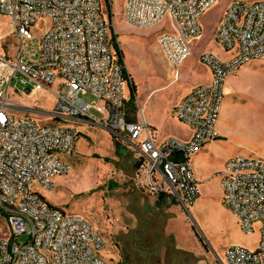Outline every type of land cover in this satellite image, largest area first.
Masks as SVG:
<instances>
[{
  "label": "built area",
  "instance_id": "built-area-1",
  "mask_svg": "<svg viewBox=\"0 0 264 264\" xmlns=\"http://www.w3.org/2000/svg\"><path fill=\"white\" fill-rule=\"evenodd\" d=\"M219 1L123 0L122 15L138 29L167 23L169 30L159 35L158 44L177 80L202 35V17ZM104 5V0H0V15L10 19L18 39L13 57L0 54V215L9 230L0 239V264H108L102 254L105 242L93 225L41 194L72 171L69 159L84 128H101L127 144L137 155L138 183L192 210L201 197L192 159L220 137L226 79L264 59V0H233L215 35L231 58L222 62L203 53L200 62L211 71V82L192 88L173 110L175 120L189 128V139L159 142L158 130L143 111L126 107L127 75L113 51L114 18ZM35 39L39 53L29 55L23 42ZM11 85L25 98L53 95L54 104L51 109L37 102L18 104L10 99ZM88 95L96 101H86ZM137 114L140 119H134ZM219 179L223 204L245 234L259 238L255 249L227 247L217 263L264 264V160L234 156Z\"/></svg>",
  "mask_w": 264,
  "mask_h": 264
},
{
  "label": "rangeland",
  "instance_id": "rangeland-1",
  "mask_svg": "<svg viewBox=\"0 0 264 264\" xmlns=\"http://www.w3.org/2000/svg\"><path fill=\"white\" fill-rule=\"evenodd\" d=\"M232 1L220 0L202 17V35L192 44L191 55L174 80L158 44L159 35L169 30L167 23L146 29L130 27L123 20V0H113L111 11L110 1L104 0L114 18L113 51L118 44L127 73L126 107L136 113L143 111L148 123L158 130L159 142L167 138L187 141L190 137L189 128L175 120L173 110L190 89L211 82V71L200 62L201 55L211 53L222 62L231 58L217 45L215 35ZM39 46V39L23 42L29 55L33 51L38 54ZM17 47L10 19L0 15V54L13 57ZM14 88L11 85L10 99L18 104L37 102L43 109L54 104L53 95L39 93L25 98ZM224 90L218 122L222 142L203 149L197 161L192 159L193 171L201 182V197L192 210L182 209L171 196L146 191L138 183L136 153L107 131L93 127L80 133L77 151L69 159L72 171L55 178L53 189L41 190V194L50 204L81 215L93 225L105 242L102 254L108 264H176L185 258L179 246L193 249L199 245L211 252L218 264L216 256L223 257L231 245L255 249L258 234H245L237 217L223 204L219 173L226 161L237 155L264 160V59L228 76ZM84 99L96 101L91 95ZM140 118L138 114L134 117ZM8 236L5 218L0 215V239ZM24 240L20 238V242Z\"/></svg>",
  "mask_w": 264,
  "mask_h": 264
},
{
  "label": "crops",
  "instance_id": "crops-1",
  "mask_svg": "<svg viewBox=\"0 0 264 264\" xmlns=\"http://www.w3.org/2000/svg\"><path fill=\"white\" fill-rule=\"evenodd\" d=\"M245 67V66H244ZM191 90V89H190ZM189 90V91H190ZM186 92L185 95L187 93ZM184 95V96H185ZM183 96V98H184ZM182 98V99H183ZM181 99V100H182ZM154 127V126H153ZM217 130H218V124H217ZM219 133V132H218ZM220 135V133H219ZM222 142L220 140V137L214 141V142H211V143H207L200 151L199 153L193 158L194 161H197L203 154H202V150L205 149L206 147H209V148H212L214 147L216 144ZM179 252H183L182 254H184L185 258H183V260L179 261L177 260L176 261V264H208L209 263H212V264H215V261L211 255V252H207L206 249H204L202 246L199 245V247H195L193 249H188L186 247H178L177 248ZM186 249V250H184ZM181 250V251H180Z\"/></svg>",
  "mask_w": 264,
  "mask_h": 264
},
{
  "label": "trees",
  "instance_id": "trees-1",
  "mask_svg": "<svg viewBox=\"0 0 264 264\" xmlns=\"http://www.w3.org/2000/svg\"><path fill=\"white\" fill-rule=\"evenodd\" d=\"M107 2H108V0H107ZM108 12H109V11H108ZM113 41H114V42L116 41L115 36H114V38H113ZM115 47H116V56H117L118 62L120 63V65L124 66L123 56H122V53H121V51H120V49H119V45L117 44V45H115ZM126 75H127V73H126V71H125V76H126ZM132 97L135 98V93L132 95ZM132 100H133V98H132ZM2 216H3V215H2ZM3 217H4V216H3ZM195 235L199 238V236H198L196 233H195ZM199 240H200V242H202L200 238H199Z\"/></svg>",
  "mask_w": 264,
  "mask_h": 264
},
{
  "label": "water",
  "instance_id": "water-1",
  "mask_svg": "<svg viewBox=\"0 0 264 264\" xmlns=\"http://www.w3.org/2000/svg\"><path fill=\"white\" fill-rule=\"evenodd\" d=\"M27 93H30V90L29 89L27 90Z\"/></svg>",
  "mask_w": 264,
  "mask_h": 264
}]
</instances>
